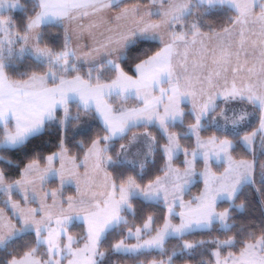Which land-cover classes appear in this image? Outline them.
Returning a JSON list of instances; mask_svg holds the SVG:
<instances>
[{
  "label": "rangeland",
  "instance_id": "374dc122",
  "mask_svg": "<svg viewBox=\"0 0 264 264\" xmlns=\"http://www.w3.org/2000/svg\"><path fill=\"white\" fill-rule=\"evenodd\" d=\"M49 1L55 2V0H41V7H43L40 13L41 16L37 15L33 24H40V22L45 20L46 15L51 13L49 11L55 5L50 4ZM164 1H156V3L161 5L171 3L169 6H166L160 22H140L139 29L137 27L136 32L146 34L150 32L156 35V37H163V31L167 30L172 44H183V41H190L195 36L201 34L196 33L194 36L186 38L182 34H174L171 30L174 22L190 12L192 0ZM198 1L210 5L226 3L233 7L238 12V18L229 28L234 26L237 21H240L244 27H248L257 21L251 20L252 16L250 14L255 6L254 13L264 15V0ZM20 6V0H0V15L9 9H17ZM59 8V10H63L66 7L59 6ZM125 13L122 12V14ZM70 16L71 13L66 14L64 12L61 18ZM68 26L71 25L68 24ZM128 26H131V30H133V25ZM0 31L2 32L0 33V39L4 38V42L1 40L0 44L3 46L6 44L5 41L8 40L7 43H10L11 46L12 41L16 37H12L14 33L10 30V21L8 19L0 18ZM225 31L217 33L219 34ZM66 33L69 36L71 34L70 30ZM35 34L34 28H31L30 34L27 36L29 42L27 46L24 45L19 50V53L22 54V51L26 52L30 50L32 55V51L36 52L38 44L36 43L37 38ZM131 35L132 33L128 32L125 39L122 35L120 39L121 43L124 44V41L125 43L128 42V38ZM233 37L234 33L231 35L227 33L223 34V36L215 34V37L210 38L207 43L209 46L208 51L205 54L199 55L205 65L201 63L199 67L196 62L195 68L192 69V72H196V77L192 76L189 80L190 82L188 81L180 86L178 84L172 85L168 94L171 98L168 101H163L164 106L162 108H160L161 104L156 101L157 99L154 95L155 88L153 86L158 82L156 78L161 76V74L168 75L169 77L179 72V70L182 72L183 62H187L183 55L184 47H178V49L172 51V59L178 64L175 65L173 63V68H176L177 72L174 70L169 72L166 69L161 72L157 68L153 70L143 69L140 64L139 71L141 72L138 76H130L122 80L119 79V73L120 71L125 72L120 66V60L125 54L122 53L123 49L121 52L123 54L122 57L119 58L117 57L119 55H114L110 57V60H104L105 58H103L96 61L97 63H80L75 57L74 51L70 52L68 51L69 49L59 57L53 54H50L49 57L32 55L35 58L52 61L61 66L64 69V73L68 71L66 69L72 67L69 66V57H74L78 65L85 66L97 65L106 61V63L116 67V78L112 81L95 82L94 84L112 82L111 85L118 92H121L120 94L131 95L122 96L113 92L111 96L117 97L119 104H114L111 101H108V103L116 110H120L136 105L126 101L137 96L142 100L143 104L139 108L129 110L124 114L105 117L102 123L108 130V136H106L104 141L95 140L89 147L85 158L82 160L76 159L75 156L62 149L49 155L44 164L39 161L30 162L24 168L22 176L12 182L6 181L0 170V194H7L8 206L12 214L18 219L17 222L11 217L7 209L0 207V246L21 232L34 231L37 234L38 244H42L44 251H46L45 258H40L36 255L35 251H30L21 257L14 258L11 264H100L105 255V251L101 246L102 240L107 231L126 221L128 212H133L131 202L133 197H141L150 201H162L168 210L167 218L158 230L150 235H148V232L152 228L153 217H149L142 226L130 229L126 238L114 245L113 250L115 252L137 253L141 250L162 249L170 237L182 235L196 229L207 228L216 221L224 228L230 227L231 223L228 218L229 209L227 207L221 208L218 203L223 200L232 201L244 183L255 181L256 159H235L231 153L233 141L230 138L224 137L221 140L216 138V136L202 138L200 136V128L202 127L201 119L216 107L220 99L229 98L232 88H235L236 91L246 90L247 94L248 87L245 86V83H251V81L247 75L248 69L246 70L245 68L253 64L255 67L261 66L259 69H262V71H257L256 74L264 72V55L257 59L256 55H254V50H252L248 55L245 54L246 52L237 54L238 57L229 48L230 46L226 44V42L231 40L230 44L233 43V45H236L232 41ZM258 38L256 46H259L262 54H264V30H262ZM156 40L160 41L159 39ZM45 49L49 50L48 48ZM191 50L190 48L189 51ZM39 53L41 54V52ZM164 53L166 57H169L165 50ZM95 60L93 59L92 62ZM235 68H238L237 72L239 73L236 76L238 80L234 84L231 80L233 77L232 69ZM49 75H51V79H55L57 74L54 71L52 73L42 74V76L46 77H49ZM199 75L204 76L201 77L202 80ZM74 76L82 77L92 83L79 74L65 75L57 82L65 77ZM34 77L36 76L30 77L29 79ZM51 83L53 84V82ZM4 88L5 86L0 84V91L3 92ZM255 88H257V85L251 90L248 98L253 100V102L255 101V104L261 107L260 122L256 130L246 133L242 138V142L251 150L254 149L253 144L257 133L261 132L264 135V86L260 87L259 91H256ZM165 91H168V89L160 87L158 94L162 95ZM71 101L77 102L85 109L90 108L79 100ZM183 101L190 104L191 109L197 117V121L187 131V133L195 136V147L192 149L183 147L178 141L177 135L170 132L167 128L168 122H175L176 120L182 119L180 113L181 107L183 109V106L181 105L180 107V102ZM30 104H32L31 101ZM68 104L62 108V123L67 122L72 116L67 111ZM227 109L225 108L221 115L224 112L227 113ZM94 110L100 118L98 111L96 109ZM5 112L6 104L5 102H0V115ZM251 114L252 117L246 125L244 124V127H247L248 123L253 121L254 114ZM55 117L56 114L53 118ZM222 119H224V116L217 121L215 119L214 123L221 126L223 123ZM9 122L13 123L12 120H9L0 122V124ZM142 123H157L165 132L168 142L164 147V153L168 160V169L161 177L145 187L139 186L133 180L117 187L107 169V165L112 161L107 153L109 147L108 142L117 136L125 134L131 126ZM222 125L224 126V124ZM13 126V130L8 132L6 137L0 141V147L17 146L31 135L36 134L28 132L20 135L14 134L16 132L14 123ZM12 132L14 133L12 134ZM138 138L141 139L139 141L140 144L129 145L128 154L126 153L125 159L129 160L133 157L138 158V161H142L141 159L149 156L154 142L151 135L143 133ZM182 153L184 154L183 161L186 166L179 168L178 165L174 164V159ZM121 159H123V156H121ZM199 159L205 162L203 168H198L197 166ZM212 162L218 164L224 163L225 168H221L220 171H215L212 168ZM261 163L260 166L264 170V161ZM198 178H201L203 181L201 193L199 196H186L190 186ZM65 187H73L75 188V192L72 193L69 191L68 194H64L63 188ZM13 192L19 193L21 199H12L11 195ZM127 238L130 240H127ZM232 241L229 238L217 243L218 246H224L232 243ZM213 254L215 260L213 264H264V236L248 242L240 252L230 251L222 255L221 249L216 247L213 249ZM140 264H170V261L169 259H153L147 263L140 262Z\"/></svg>",
  "mask_w": 264,
  "mask_h": 264
},
{
  "label": "trees",
  "instance_id": "16d2710c",
  "mask_svg": "<svg viewBox=\"0 0 264 264\" xmlns=\"http://www.w3.org/2000/svg\"><path fill=\"white\" fill-rule=\"evenodd\" d=\"M156 1L158 0H122L114 9L130 4H150ZM20 5L19 8L9 9L0 15V18H6L10 21V30L14 33L12 37H16L11 46L10 43H7L8 40L5 41V45L0 44L1 65L10 81L20 82L53 71L57 74L56 78L50 81L53 83L65 75L73 74H79L92 83L112 81L116 78V67L106 63V61L97 65L85 66L78 65L74 57H69V66L72 67L66 69L68 71L64 73V69L52 61L35 58L25 51H22V54L19 53L29 34L28 24L38 14L40 8L37 0H20ZM237 18L238 12L226 3L210 5L192 0L190 12L174 22L171 30L174 34H182L186 38H190L196 33L225 31ZM0 33L2 32L0 31ZM39 43L48 48L56 57L61 56L71 47V41L62 23L44 24L41 28ZM161 47L162 43L156 39L138 38L127 47L120 60V66L127 74L134 76L136 75V65L154 55ZM110 101L119 104L117 97L111 96ZM126 102L133 105L138 103L136 98ZM225 108H228L227 113L224 112L221 115ZM67 111L72 115L67 122L62 123V109H58L56 117L47 121L40 132L31 135L17 146L0 147V170L6 181L12 182L19 179L27 164L32 161H39L44 164L49 155L62 149L75 156L76 159L82 160L95 140L104 141L108 136L107 128L94 109H85L77 102L71 101ZM183 111L182 119L168 122L167 128L177 135L178 141L183 147L192 149L195 147V136L187 133V131L197 121V117L189 103L183 104ZM261 111L259 105H255L244 98L229 97L220 99L216 107L201 119L200 136L202 138L216 136L221 140L228 137L233 141L231 153L235 159H256L255 181L244 183L232 201L223 200L218 203L221 208L227 207L229 209L230 227L224 228L216 221L207 228L170 237L162 249L141 250L137 253L115 252L113 250L114 245L124 240L130 229L142 226L149 217H153V225L148 232L150 235L157 231L167 218L168 210L162 201L133 197L131 200L133 212H128L126 221L107 231L102 240L101 246L105 255L100 264H140V262L147 263L153 259H169L170 264H213L215 261L214 248L219 247L222 255L230 251L240 252L248 242L264 236V170L260 166L261 162L264 161V135L261 132L257 133L253 150L242 142L246 133L253 132L258 128ZM251 113L254 114L253 121L244 127V124L246 125L252 117ZM222 116H224L222 119L224 126L214 123L215 119L217 121ZM13 128L11 122L0 124V141ZM143 133L151 135L154 140L149 156L141 159L142 161L133 157L129 160L125 159L129 145L140 144L141 139L138 137ZM167 142L165 132L157 123H142L131 126L125 134L111 139L108 142L107 153L112 161L110 164L107 163V169L117 187L130 180L141 187H145L166 173L168 160L164 153V147ZM183 157L184 154L182 153L174 159V164L178 165L179 168L186 166ZM204 165V160L199 159L197 161L198 168H203ZM212 168L215 171H220L221 168H225V164L212 162ZM202 188L203 181L198 178L190 186L186 196H199ZM63 191L64 194H68L69 191L74 193L75 188L65 187ZM7 197L5 193L0 194V207L7 209L11 217L18 222L8 206ZM11 198L21 199L17 192H13ZM229 238L233 240L232 243L218 246L217 242ZM127 240L130 239L127 238ZM30 251H35L40 258L46 257L43 245L38 244L36 232H21L0 246V264H11L14 258L21 257Z\"/></svg>",
  "mask_w": 264,
  "mask_h": 264
},
{
  "label": "crops",
  "instance_id": "0c3cea01",
  "mask_svg": "<svg viewBox=\"0 0 264 264\" xmlns=\"http://www.w3.org/2000/svg\"><path fill=\"white\" fill-rule=\"evenodd\" d=\"M37 1L40 6L37 15H40L41 9L43 7H41V0ZM121 1L122 0L49 1L50 4L55 6H53V9L49 11L51 13L46 15L45 20L40 22V24H33L35 18L37 17V15H35V17L32 18L28 24L29 34L31 28H34L37 38L36 43L38 44V49H36V52L32 51V55L35 54L37 57H49L50 54H52L50 53L51 51L49 52V50L42 47L39 43L41 28L47 23H62L67 30L66 32H69L70 30L71 34L69 33L70 36L68 35V37L71 41V47L68 51H74L75 57L80 63H97L96 61L103 58H105L104 60H110V57L114 55H119L117 57L120 58L125 53L127 47L138 38L148 37L159 39L163 43L162 49L147 60L138 63L136 66V75H134V77L138 76V74L141 72L139 71L140 64L143 69L146 68L148 70H153L157 68V70H160L161 72L165 69L169 72L171 70L177 72L176 68H173V63L175 65L178 64L172 59V51H175L178 49V47H184L185 50L183 55L187 61L183 62L184 70L182 69V72L179 70V72L176 73H179L177 76L176 74H173L169 77L168 75L166 76L159 73L161 76L156 78L158 79V82L153 86L155 88L154 95L157 99V103L161 104L160 108L164 106L163 101L170 100L171 96L168 94L172 85L178 84L180 86L183 83H187L192 76L196 77V72H192V69L195 68L196 62L198 63L199 67L201 66V63L205 65V63L201 61L199 55L205 54L208 51V40L215 37V34L218 36H223V34L228 33L231 35L234 33L232 41L236 45H233V43L230 44L231 40L226 42V44L230 46L229 48L236 55L242 54L243 52H246L245 54L248 55V53L252 50H254V55H256L257 59L264 55L262 54L261 48L256 46L259 39V34L262 32V30H264V15L254 13L256 6L250 14L252 16L251 20L257 21L248 27H244L240 21H237L234 26L223 33H201L190 41H183V44H172V42H170L167 30L163 31V37H156V35H153L150 32H148V34L136 32L137 27L139 29L140 22L143 23L150 21L153 23H159L163 18V13L165 12L164 10L166 6H169L171 3H168L167 5H161L156 2H152L150 4L136 3L124 6L120 9H114V7L121 3ZM59 6H64L66 8L63 9L64 11L59 10ZM64 12L66 14L71 13V16L67 18H61ZM122 12L126 13L122 14ZM68 24L71 26H68ZM128 25H133V30H131V26ZM128 32L132 33V35L129 36L128 42L125 43L124 41V44H122L120 39L122 35L125 39ZM28 42L29 39H27L25 44L26 46ZM190 48L192 49L191 51H189ZM164 50L167 52L166 54L169 57L164 55ZM26 52L31 54L30 50H27ZM39 52H41V54ZM93 59L96 60L92 62ZM260 67L261 66L255 67L253 64H251V66L245 68L246 70L248 69L247 75L251 81V83H245V86L248 87L247 94L246 90L236 91L235 88H232L230 98H244L255 104V101L253 102V100H250L248 96L255 85H257V88H255L256 91H259V88L264 86V72L256 74L257 71H262V69H259ZM237 69L238 68L232 69L233 77L231 81H233L234 84L238 80L236 77L237 73H239L237 72ZM248 72H250V74H248ZM119 74L120 80L133 76L123 71H120ZM202 75H199L200 79L201 77H204ZM50 77L51 75H49V77L39 75L23 82L10 81L4 73L2 65L0 64V84L5 86L3 89L4 91H0V102H5L6 104V112L0 115V122L12 120L16 126V132H12V134L14 133L20 135L25 132L34 134L39 132L44 128L46 122L55 116L56 111L66 107V105L71 100H79L86 106L96 109L100 115L101 121L104 120L105 117L116 116L122 113L124 114L129 110L139 108L143 104L142 100L135 96L134 98H137L138 101L136 105L116 110L111 104L108 103V101H110V97L113 92L118 94L121 92H118L117 89H114V86L111 85L112 82L94 84L83 79L82 77L74 76L65 77L61 81L52 84L50 82ZM160 87L167 88L168 91H165L162 95L158 94ZM30 101L32 104H30ZM185 102L186 101L180 102V107L181 105L183 106ZM31 112L32 114H30ZM183 112L184 111L181 107V117L183 116Z\"/></svg>",
  "mask_w": 264,
  "mask_h": 264
}]
</instances>
